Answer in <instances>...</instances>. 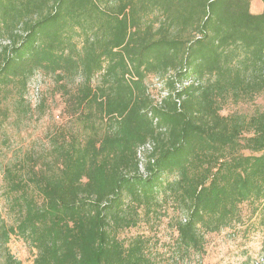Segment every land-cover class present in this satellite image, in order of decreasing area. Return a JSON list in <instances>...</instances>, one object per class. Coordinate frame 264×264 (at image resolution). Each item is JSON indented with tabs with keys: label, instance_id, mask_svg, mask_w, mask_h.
Returning a JSON list of instances; mask_svg holds the SVG:
<instances>
[{
	"label": "trees",
	"instance_id": "obj_1",
	"mask_svg": "<svg viewBox=\"0 0 264 264\" xmlns=\"http://www.w3.org/2000/svg\"><path fill=\"white\" fill-rule=\"evenodd\" d=\"M253 1L0 0V93L15 86L25 101L42 71L74 116L106 122L80 150L61 134L44 167L5 171L9 190L24 188L7 231L33 264H162L156 240L119 233L164 218L174 264L203 255L207 235L264 231V109L222 113L264 99V0L259 14Z\"/></svg>",
	"mask_w": 264,
	"mask_h": 264
},
{
	"label": "rangeland",
	"instance_id": "obj_2",
	"mask_svg": "<svg viewBox=\"0 0 264 264\" xmlns=\"http://www.w3.org/2000/svg\"><path fill=\"white\" fill-rule=\"evenodd\" d=\"M250 11L254 14L261 13V1H253ZM156 77L149 75L145 81L147 90L154 99L159 98L163 92V86L157 82ZM160 77L164 81L166 75ZM77 81L78 78L72 82L64 81L63 84L73 91ZM59 86L54 76L36 71L28 81L24 93V99L30 106L23 99H16L15 86L3 89L0 93V264H33L35 256L27 241L7 231L18 221V214L11 200L20 193L24 194V188L21 190V187L9 190L5 176L7 168H15L20 175H24L34 164L44 167L51 156L55 155L53 142L59 135L73 136L77 141L76 148L80 150L89 137H101L106 130L105 121L74 116L66 103V95ZM36 88L39 89L37 98ZM37 104L39 105L36 106ZM262 109L264 99L260 95L249 103H229L222 113L226 115L238 112L249 116ZM3 230L6 231L4 233L8 232L6 236L2 233ZM136 234L147 235L152 241L156 240L158 251L165 254L162 264H174L169 257L171 251L168 248L175 233L167 226L166 218L153 225L141 222L136 228L119 233V237L128 239ZM206 239L203 255L191 254L183 260H175L176 264H246L262 254L264 231L257 226L255 230L245 234L241 229L234 235L226 232L207 235Z\"/></svg>",
	"mask_w": 264,
	"mask_h": 264
},
{
	"label": "built area",
	"instance_id": "obj_3",
	"mask_svg": "<svg viewBox=\"0 0 264 264\" xmlns=\"http://www.w3.org/2000/svg\"><path fill=\"white\" fill-rule=\"evenodd\" d=\"M39 94V89H35V97L37 98ZM252 264H264V259L261 257H258Z\"/></svg>",
	"mask_w": 264,
	"mask_h": 264
}]
</instances>
